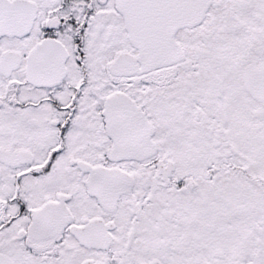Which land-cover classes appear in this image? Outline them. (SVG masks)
<instances>
[{
	"label": "snow or ice",
	"instance_id": "1",
	"mask_svg": "<svg viewBox=\"0 0 264 264\" xmlns=\"http://www.w3.org/2000/svg\"><path fill=\"white\" fill-rule=\"evenodd\" d=\"M0 264H264V0H0Z\"/></svg>",
	"mask_w": 264,
	"mask_h": 264
}]
</instances>
